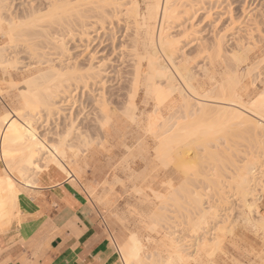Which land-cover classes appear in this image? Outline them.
<instances>
[{
    "label": "rangeland",
    "instance_id": "1",
    "mask_svg": "<svg viewBox=\"0 0 264 264\" xmlns=\"http://www.w3.org/2000/svg\"><path fill=\"white\" fill-rule=\"evenodd\" d=\"M67 1L77 8L79 0H0V155L9 160L26 145L23 129L40 140L9 163L2 179L9 208L17 194L10 175L27 181L52 165L77 175L115 244L118 236L133 237L126 245L135 260L127 264H264V227L257 221L264 199L256 213L241 207L235 191L227 193L228 204L219 197L254 161L258 178L251 187L263 192L251 188L249 199L264 196V132L216 104L235 95L251 106L264 93V0H174L167 24L176 40L174 61L199 95H209L203 107L172 64L177 90L153 76V24L143 23L151 0H99L121 5L97 14L91 4L84 19L51 9ZM35 19L38 32L28 31ZM9 23L14 41L5 34ZM93 68L100 73L91 75ZM31 79L42 102L28 106L23 94ZM72 121L74 131L61 142ZM180 123L199 127L192 134L198 142L175 151L182 160L159 157L157 136ZM180 161L192 167L188 175ZM31 167L36 174H27ZM198 201L211 211L199 224ZM204 234L211 240L199 245Z\"/></svg>",
    "mask_w": 264,
    "mask_h": 264
},
{
    "label": "crops",
    "instance_id": "2",
    "mask_svg": "<svg viewBox=\"0 0 264 264\" xmlns=\"http://www.w3.org/2000/svg\"><path fill=\"white\" fill-rule=\"evenodd\" d=\"M3 168L0 160V264H124L119 249L133 237L118 236L116 246L77 175L51 165L29 184L11 174L17 189L12 212Z\"/></svg>",
    "mask_w": 264,
    "mask_h": 264
},
{
    "label": "bare ground",
    "instance_id": "3",
    "mask_svg": "<svg viewBox=\"0 0 264 264\" xmlns=\"http://www.w3.org/2000/svg\"><path fill=\"white\" fill-rule=\"evenodd\" d=\"M173 2H174V0H151L152 6L150 7L148 14L144 18V21H143V23L147 24V26H150L151 24H153V27L152 28L150 27V29L148 30V33L151 36L149 38V46H150V48H149L150 49L149 50V54H150L149 62H150V65L153 67V70H154V75L153 76L155 78H160V79L164 78V79H166V81H168V83H169L168 87L172 91L177 90L179 88V86H178V84L176 85V83L174 81L176 79V77H175L176 75H175V72H173V70L171 68V64H172L176 68L177 73L186 81V83H187V85H188V87L190 89V92H189L190 96L193 93L196 95L195 96L193 94V96L196 99H193L192 97H189V95H187V96L185 95L184 98L186 100H188V101H191L190 99H193V100L196 101V104L198 106H202L203 107L206 104L211 103V102H209V100L206 99L207 97H209V95L208 94H207V96L206 95H199L197 93V91H195L194 86H193V84L190 83L189 79H185L184 75H182V73L180 72V70L177 67V64L174 61L175 60L174 59V51H175V47H176V40L171 38L169 32H167L168 31L167 24L170 21V18L174 17L173 13L176 12V11H174L175 8L173 9ZM70 4H71V1H67L65 4H58L56 2V4L53 3V5H55V6H54V8L52 6L51 9H55V11H57V9H61L62 12L64 11L63 13H65V14L67 13V11L69 13L70 12L72 13L74 11V12L78 13L83 18L85 15L89 16V15H87L88 11H86L85 8H87V6L89 7V5H91V4H92V7H93V5H95V7H93L91 11L95 12L97 14L106 13L107 12V8L106 7H109V6L118 7L119 5H121V4L117 3V2H108V1L104 2L103 4H100L99 0L98 1L97 0L96 1H93V0H79V2H77V4H78L77 8H75V7H70L69 8ZM78 6H81V10L78 8ZM83 7H84L85 10L83 9ZM90 8H91V6H90ZM52 11L53 10H50V12H51L49 14L50 18H54V15L56 16V12L55 11L52 12ZM85 11L87 12V14H86ZM89 12H90V10H89ZM53 13H54V15H53ZM58 13L59 12H57V14ZM78 14H76V16L79 18ZM82 18H81V20H82ZM79 20H80V18H79ZM38 22H39V19H35V20H32V21L28 22L27 23L28 31L38 32V29L36 27L37 25H39ZM157 23L160 26L158 32L155 31L158 28L157 27L158 26ZM0 24H2L1 20H0ZM8 27H9V30H7V32H5V34L8 35L9 39H11V37L14 35V34L12 35L13 30H14L13 29V25L11 23H9ZM39 27H40V25H39ZM156 33H158V34H156ZM14 38L15 37H13V39H11V40L14 41ZM89 69H91V71H92L91 67ZM93 70L94 71L90 73L91 75H92V73L93 74L100 73V70H95L94 68H93ZM58 75L60 77H62V75H64V73H61L60 71H58ZM60 77H59V79L61 80ZM33 80L31 79V80L28 81L29 87L26 88V93L23 94L25 96V98H26V105H28V106L32 105L34 102H42L38 90L34 86H32L33 83H34ZM60 82L61 81H59V83L57 84V87H56L57 91H60L61 87L63 86ZM180 91L184 95V90L180 89ZM233 96H234L233 98H230L229 96L228 97H226V96L221 97L224 100V102H219V103H216V104L221 106L222 108H224L226 111L232 113L233 117L240 119L241 123L249 122L255 130H258V131L262 130L264 132V93L262 94V96H260L261 97L260 100L258 98L257 99L258 101H254L255 104H254V102L252 103L253 106L252 105L251 106H247L245 104H242L241 100L236 98L235 95H233ZM46 105H47V109H48L49 112L54 110V103H51L50 99L48 101H46ZM134 105H135V101H134V97H133V98H130V100H129V106H130V108H133ZM108 116L105 119H106L107 123H110L109 121H111V119H110L111 117L108 118ZM106 121L104 122V119H103L102 124H103V122L106 123ZM74 122L75 121H72V124H71V126H69L68 130L66 129L67 130V131H65L66 134L65 135L64 134L61 135V138H60L61 142L65 141L66 137L69 136L74 131L73 128L76 125V123L74 125ZM103 125L105 126V124H103ZM103 125H102V127H103ZM107 125H109V124H107ZM210 127L215 130V127H213L212 125L209 126V128ZM198 129H199V127L197 129H191L190 128L188 130L187 126H184V125L181 126V123H180L179 125L177 124L176 127L173 129V131H171L170 133H168V131H164L161 135H158L157 136L159 138L158 142H157L158 147H159L158 156L159 157H163V155L167 156V157L169 156L168 157L169 159L170 158L172 159V157L174 159L176 157L177 158L181 157V160H182V156L178 155L177 152L175 154V151L176 150L178 151V149H181V147H185L184 146L185 143H188L187 144L188 146L191 145V143L196 144L198 142V139H197V141H195V139H193L192 134H194V135H195V133L198 134V131H199ZM187 130H188V132H187ZM209 131H211V130H209ZM107 132H108V130L105 131L106 137H108L107 136V134H108ZM20 137L24 140V143L27 142L26 145L23 148H21L18 152L13 153V156L9 160L5 159L6 158L5 155H0V160H2L4 165H5V168H3V171L5 173L8 172L10 161H12L13 159L17 158L19 156V154L20 155L22 154V152L31 150V148L36 147L40 143L39 138H37V134L33 133V130L31 128L23 129ZM196 137H197V135H196ZM46 141H47V137H46V140L44 138V142H46ZM193 144H192V146H193ZM188 148L192 149V147H188ZM181 163L182 162L180 161L179 165ZM188 165L189 164L187 162L182 163V165H180V167H182L181 170L183 171V173H185V174L187 173V175H188V172L191 171L190 168H192V167H190ZM193 165L194 164L192 163L191 166H193ZM256 166H257V162L254 161L253 163L250 164V166L248 165V167H246V168L244 167L245 168L244 172L242 171L243 169L241 171L239 169L240 172H237L238 173V176H237L238 179H236V178L234 179L233 178L234 181H232V179H230L231 183L230 182H227V183L224 182L226 184V186H225V184L223 183L224 184L223 186H225L224 187L225 190L222 189V191H219L220 201H222L224 203L227 202L226 204H228V202H229L228 198L231 197L232 195L231 194H227V193L231 192V191H235V192H232V194L236 195V197H238V199L240 200L239 202H241V207L242 208H245L246 210L251 211V212H253V210L255 208L256 211H257V209L259 208L257 206L258 205L257 201H259V199L262 198V197L260 195L259 196L256 195L251 200L249 199L250 198L249 195L251 194V188H252L251 187V182L254 181L256 178H258V176L256 177L257 174H255V171H257L256 170ZM34 169H35L34 167H31L29 169L30 171L28 170L27 174H29L30 172H31L32 175L36 174L37 171L35 172ZM237 173H236V175H237ZM240 173L242 174V176H241ZM32 179H33V177L31 179H27L26 182L30 184L32 182ZM35 182H37V181H35ZM33 183H34V179H33ZM33 183H32V185H33ZM1 184L3 185L4 182H2ZM256 184H257V182L254 184V186H256ZM259 184H262V183L258 182V184H257L258 186L261 187V185H259ZM263 185H264V183H263ZM254 188H252V192H254L253 191ZM226 189H227V191H226ZM260 192H263V191L261 190ZM260 192L257 190V188H255V194L256 193L257 194L258 193L261 194ZM16 196H17V194H16ZM16 196L10 203V210L12 212H14L13 208H14V200L16 199ZM198 200L202 201L200 198ZM200 201H198V202L200 203ZM197 205L199 206L198 203H196V206ZM198 206H197V210L199 208L200 209L198 210V212H199V217L198 218L199 219L197 220V224L201 223L202 221L205 222V220L207 219V216L211 212L209 209H206L204 207L205 205L203 206L202 203H200V207H198ZM257 212H259V209H258ZM241 213H243V212H241ZM12 215H13V213H12ZM259 216H260V218H258L257 221L259 223H261V225L264 227V215L263 216L259 215ZM202 237L203 238L200 237V239H199V245H200V243L203 244L206 241L211 240V238H209L208 234L207 235L204 234V236H202ZM131 241L132 240H130V242ZM127 243H128V241H127ZM132 243H133V241H132ZM132 243H130L129 245H132ZM127 247H128V245H125L124 248L122 246L121 250L119 249V253H120V255H121V257H122V259L124 261V264H127V261H129V260H131V261L135 260V257H134L135 254L133 253L134 254L133 256H132V254L130 255V253H132V252H129ZM129 247H131V246H129ZM146 258L148 259L149 256L145 257V259ZM169 259H171V262H174V260H173L174 258L173 257H171ZM139 261L143 263L145 260L142 259V260H139Z\"/></svg>",
    "mask_w": 264,
    "mask_h": 264
},
{
    "label": "snow or ice",
    "instance_id": "4",
    "mask_svg": "<svg viewBox=\"0 0 264 264\" xmlns=\"http://www.w3.org/2000/svg\"><path fill=\"white\" fill-rule=\"evenodd\" d=\"M262 199H264V196H262Z\"/></svg>",
    "mask_w": 264,
    "mask_h": 264
}]
</instances>
